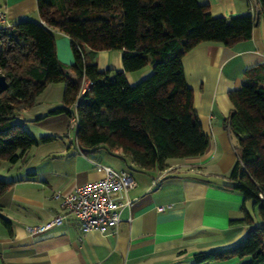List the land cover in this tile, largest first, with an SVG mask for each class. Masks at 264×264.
I'll use <instances>...</instances> for the list:
<instances>
[{
  "label": "trees",
  "instance_id": "1",
  "mask_svg": "<svg viewBox=\"0 0 264 264\" xmlns=\"http://www.w3.org/2000/svg\"><path fill=\"white\" fill-rule=\"evenodd\" d=\"M37 11L41 22L18 21L0 29V74L7 79L0 91V159L16 164L33 146L52 138H37L22 119L52 83L63 84L64 106L47 116L65 113L73 119L80 148L106 145L142 170L206 152L210 140L194 109L182 59L203 42L231 47L250 39L251 14L214 16L197 0H37ZM55 31L70 39L74 79L58 59ZM86 48L122 51L123 69L99 71ZM147 66L152 73L130 85L125 73ZM85 81L90 84L83 90ZM229 98L228 127L239 150L225 185L258 208L261 223L245 211L240 221L250 229L244 239L196 254L195 264L231 258L264 264V63L246 69L241 87ZM11 185L0 178V197Z\"/></svg>",
  "mask_w": 264,
  "mask_h": 264
},
{
  "label": "crops",
  "instance_id": "2",
  "mask_svg": "<svg viewBox=\"0 0 264 264\" xmlns=\"http://www.w3.org/2000/svg\"><path fill=\"white\" fill-rule=\"evenodd\" d=\"M26 1L37 7V0H0V10L6 12L11 24L16 23L27 14ZM197 1L206 4L214 16L248 13L254 19L250 39L231 47L203 42L183 56L193 106L210 140L206 152L168 159L162 169L153 170L136 168L129 159L120 158L106 147L45 153L35 166L22 172L21 182L9 181L12 185L0 197V264H195L196 254L231 246L250 229L240 221L245 211L250 215V202L245 203L239 192L226 187L225 178L233 167L222 162L219 151L220 145L226 147L230 132L227 119L233 104L229 93L241 87L246 69L264 63V5L259 2L251 7L248 0ZM62 35L56 41L57 56L73 63L70 39ZM86 52L101 72L123 69L122 51L86 48ZM151 73L152 67L147 66L125 76L130 85H135ZM68 76L75 77L72 71ZM53 106L33 107L32 115L22 114L25 126L37 138L56 140L57 133L41 126L52 117L47 114ZM112 156L121 168L113 167ZM97 164L128 170L137 181L136 188L123 199L128 197L131 204L122 209L117 232H84L78 218L68 213L61 224L33 233L32 228L65 213L56 193L66 194L104 176ZM255 223H261L260 217ZM241 262L231 258L212 264Z\"/></svg>",
  "mask_w": 264,
  "mask_h": 264
},
{
  "label": "built area",
  "instance_id": "3",
  "mask_svg": "<svg viewBox=\"0 0 264 264\" xmlns=\"http://www.w3.org/2000/svg\"><path fill=\"white\" fill-rule=\"evenodd\" d=\"M251 7L258 5L260 0H248ZM5 11L0 10V29L10 26ZM85 89L89 85L85 82ZM71 128H76V123ZM104 172L100 179L92 180L76 186L66 194L56 193L55 198L60 200L61 208L65 213L56 216L52 221L43 226L32 228L33 233L44 232L55 225L62 223L65 215H75L84 232L98 231L100 234L109 235L117 232L121 222V211L131 204L125 195L136 188L137 181L128 170H116L103 164H97ZM153 184H156L154 180ZM163 210V208H159Z\"/></svg>",
  "mask_w": 264,
  "mask_h": 264
},
{
  "label": "rangeland",
  "instance_id": "4",
  "mask_svg": "<svg viewBox=\"0 0 264 264\" xmlns=\"http://www.w3.org/2000/svg\"><path fill=\"white\" fill-rule=\"evenodd\" d=\"M24 8L27 11V14L19 21L39 20V14L37 11L36 3L35 6H32L29 1H26ZM54 36H55V40L57 41L59 38H62L63 35L62 33L55 32ZM69 47L71 48L72 51L71 43H69ZM72 55L74 57V54ZM59 61H61V63L66 65L65 67L67 71L71 69L70 66L72 64L71 61L67 62V60L65 59L64 61L59 59ZM85 82L90 84L89 81H85ZM85 82H83L82 85L83 87L86 85ZM63 89L64 86L62 83L49 84L47 88L38 96L36 100V105L34 107L44 109L49 105H51V103L54 105L53 107L64 106ZM27 112L28 113L25 114H27L28 116L33 114L32 109ZM73 124H74L73 119L69 118L65 113L48 117V119L41 126L50 128L52 129L53 132L57 133L56 140L41 142L38 145L33 146L31 149L27 151L26 155L22 157L16 164H11L3 159H0V178H3L8 181L16 180L17 182H21L20 179L22 177V172H25L26 169L35 166L36 163L40 161L39 158H41L45 153H50L51 151H60L63 150L64 148L70 149L71 152L78 151L79 146L77 144V139H76V130L71 128V125L74 126ZM225 146H226L225 148H222V146L220 145L219 157L223 159L222 162H228L229 164H231V168H232L237 160L239 149H238L237 138L231 132H229ZM101 147L108 148L106 145ZM81 148L84 149V147L82 146ZM46 158H52V156L51 157L48 156ZM47 162L49 161L47 160ZM111 163L113 164V167H115L116 169L122 167L120 165V162H118V160L115 159L113 156L111 159ZM230 172L231 169L225 178L227 183L229 181L228 176ZM248 208L250 211V215L254 219V221L255 222L258 221L260 217L258 208H253V205L251 203L248 204ZM248 231L244 236L236 240L231 246L236 245L237 243L242 241V239H244V237L248 234ZM248 260L249 259L247 257L243 262L245 263Z\"/></svg>",
  "mask_w": 264,
  "mask_h": 264
},
{
  "label": "water",
  "instance_id": "5",
  "mask_svg": "<svg viewBox=\"0 0 264 264\" xmlns=\"http://www.w3.org/2000/svg\"><path fill=\"white\" fill-rule=\"evenodd\" d=\"M7 86V79L5 75L0 74V91L4 90Z\"/></svg>",
  "mask_w": 264,
  "mask_h": 264
}]
</instances>
